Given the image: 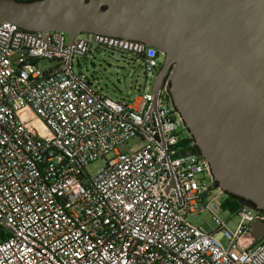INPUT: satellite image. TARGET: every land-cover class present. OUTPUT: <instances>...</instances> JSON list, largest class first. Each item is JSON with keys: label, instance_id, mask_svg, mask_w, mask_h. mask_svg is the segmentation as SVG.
<instances>
[{"label": "built area", "instance_id": "built-area-1", "mask_svg": "<svg viewBox=\"0 0 264 264\" xmlns=\"http://www.w3.org/2000/svg\"><path fill=\"white\" fill-rule=\"evenodd\" d=\"M59 34L47 43L0 20V264H261L249 226L263 211L244 204L220 216L226 193L198 153L183 152L190 135L167 80L155 110L151 92L96 98L69 73ZM88 34L74 36L72 56L94 42L131 50L154 80L158 49ZM98 158L103 168L89 175ZM204 211L214 226L188 221Z\"/></svg>", "mask_w": 264, "mask_h": 264}, {"label": "water", "instance_id": "water-1", "mask_svg": "<svg viewBox=\"0 0 264 264\" xmlns=\"http://www.w3.org/2000/svg\"><path fill=\"white\" fill-rule=\"evenodd\" d=\"M0 20L39 32L47 43L67 34L74 77L77 34L158 49L163 60L150 109L167 80L164 89L215 186L264 211V0H0ZM93 79L83 80L99 98ZM145 117L151 122L150 111ZM249 231L262 241L264 220Z\"/></svg>", "mask_w": 264, "mask_h": 264}, {"label": "rangeland", "instance_id": "rangeland-1", "mask_svg": "<svg viewBox=\"0 0 264 264\" xmlns=\"http://www.w3.org/2000/svg\"><path fill=\"white\" fill-rule=\"evenodd\" d=\"M81 35L87 38L89 34L81 33ZM64 38L65 43H67L69 40L68 35L64 34ZM159 59L162 62L163 56H160ZM56 63V59L41 58L39 60L41 67H52ZM72 70L80 79L93 77L91 85L93 90L112 100H131L136 94L151 92L153 81L145 80L141 58L131 50L120 49L117 46L92 43L86 60H84V55H73ZM137 142L138 139L135 137L127 143L121 144L118 148L120 151H124ZM103 166L104 159L98 158L90 162L85 170L89 175H93L100 171ZM220 216L227 220L231 214L227 209H221ZM207 220H209L211 226H214L207 211L199 215L192 214L188 216V221L197 226L202 225ZM234 222L235 218L233 217L231 224L233 225ZM261 264H264V261Z\"/></svg>", "mask_w": 264, "mask_h": 264}, {"label": "trees", "instance_id": "trees-1", "mask_svg": "<svg viewBox=\"0 0 264 264\" xmlns=\"http://www.w3.org/2000/svg\"><path fill=\"white\" fill-rule=\"evenodd\" d=\"M183 144L186 145V147L183 149V152L197 153V149L192 142L191 136L183 139ZM244 204L252 206L250 202H244L242 199L226 194V198L222 201L221 206L223 209H227L231 212H234L237 208Z\"/></svg>", "mask_w": 264, "mask_h": 264}, {"label": "flooded vegetation", "instance_id": "flooded-vegetation-1", "mask_svg": "<svg viewBox=\"0 0 264 264\" xmlns=\"http://www.w3.org/2000/svg\"><path fill=\"white\" fill-rule=\"evenodd\" d=\"M60 37V36H59ZM63 37V35H61V38ZM261 218L264 220V211L261 213ZM263 245H264V238L262 239Z\"/></svg>", "mask_w": 264, "mask_h": 264}]
</instances>
